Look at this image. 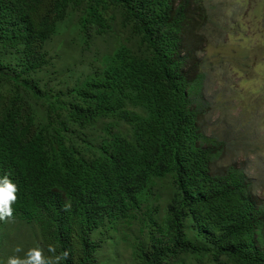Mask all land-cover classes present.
Masks as SVG:
<instances>
[{
    "label": "trees",
    "instance_id": "trees-1",
    "mask_svg": "<svg viewBox=\"0 0 264 264\" xmlns=\"http://www.w3.org/2000/svg\"><path fill=\"white\" fill-rule=\"evenodd\" d=\"M212 18L206 0H0V178L19 189L0 251L23 225L63 264H264V196L201 125Z\"/></svg>",
    "mask_w": 264,
    "mask_h": 264
},
{
    "label": "rangeland",
    "instance_id": "rangeland-1",
    "mask_svg": "<svg viewBox=\"0 0 264 264\" xmlns=\"http://www.w3.org/2000/svg\"><path fill=\"white\" fill-rule=\"evenodd\" d=\"M206 3L213 17L208 24L211 33L206 48L211 77L206 83L214 108L203 119L202 129L229 141L217 166L228 163L242 166L255 193L263 197L264 0H206ZM216 23L221 28L216 29ZM245 133L254 150L247 145L241 148L239 142L231 144L232 139H240ZM2 233L5 243L0 251V264H6L16 246L23 249L21 256L29 248L43 247L36 226L6 227ZM117 251L123 254L122 245Z\"/></svg>",
    "mask_w": 264,
    "mask_h": 264
},
{
    "label": "clouds",
    "instance_id": "clouds-1",
    "mask_svg": "<svg viewBox=\"0 0 264 264\" xmlns=\"http://www.w3.org/2000/svg\"><path fill=\"white\" fill-rule=\"evenodd\" d=\"M17 185L7 175L0 178V221L10 222L14 217L13 204L17 201ZM23 249L16 246L14 254L9 256L6 264H63L70 255L69 251H58L52 243L47 245V252L42 246L29 248L21 256Z\"/></svg>",
    "mask_w": 264,
    "mask_h": 264
}]
</instances>
